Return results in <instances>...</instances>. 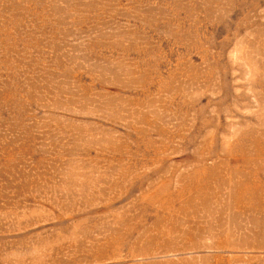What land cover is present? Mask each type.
Listing matches in <instances>:
<instances>
[{"label":"rangeland","instance_id":"1","mask_svg":"<svg viewBox=\"0 0 264 264\" xmlns=\"http://www.w3.org/2000/svg\"><path fill=\"white\" fill-rule=\"evenodd\" d=\"M0 264H264V0H0Z\"/></svg>","mask_w":264,"mask_h":264}]
</instances>
